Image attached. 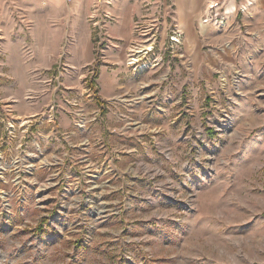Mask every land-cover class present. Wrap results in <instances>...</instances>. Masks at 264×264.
<instances>
[{
	"label": "rangeland",
	"instance_id": "obj_1",
	"mask_svg": "<svg viewBox=\"0 0 264 264\" xmlns=\"http://www.w3.org/2000/svg\"><path fill=\"white\" fill-rule=\"evenodd\" d=\"M212 11L219 42L198 72L167 50L174 6L167 22L163 8L147 12V42L124 53L120 92L151 131L111 139L135 153L112 170H77V186L65 170L50 175L42 203L34 188H14L0 264H264V0H219ZM53 143L61 149L42 146Z\"/></svg>",
	"mask_w": 264,
	"mask_h": 264
},
{
	"label": "crops",
	"instance_id": "obj_2",
	"mask_svg": "<svg viewBox=\"0 0 264 264\" xmlns=\"http://www.w3.org/2000/svg\"><path fill=\"white\" fill-rule=\"evenodd\" d=\"M94 1L0 0V93L5 100L17 101L14 107L20 117L41 112L57 84L75 91L94 85L104 106L113 107L117 95L125 96L120 92L125 88L122 81L127 70L123 63L124 53L134 45L147 42L140 40V33L134 29L135 23L139 21L144 28L150 26V20L145 19L147 12L157 7L162 9L169 2L175 8L173 23L183 33L180 44L167 48L172 53L170 57H179L177 63L184 72L188 65L196 72L209 65L204 62L210 59L205 47L209 44L215 48L219 38L215 36V26L204 23L201 16L205 9L209 13L206 16H211L212 7L219 0H113L110 5L101 3L100 11L111 15L107 36L113 44L104 47L102 61H96L94 34L87 18L93 12ZM165 38L163 33V41ZM166 43L169 44L168 40ZM175 47L177 50L173 52ZM144 48L137 56L140 62H144L149 54ZM98 70L100 83L96 78ZM106 120L110 124L109 114H106ZM95 127L101 130V127Z\"/></svg>",
	"mask_w": 264,
	"mask_h": 264
},
{
	"label": "built area",
	"instance_id": "obj_3",
	"mask_svg": "<svg viewBox=\"0 0 264 264\" xmlns=\"http://www.w3.org/2000/svg\"><path fill=\"white\" fill-rule=\"evenodd\" d=\"M112 1L95 0L93 12L87 17L94 34L96 61H102L104 58V47L113 45L107 36L111 15L100 11L101 3L110 5ZM162 8L165 10L164 20L167 22V19L171 18L172 5L169 2ZM202 21L221 23L217 17L211 16L203 18ZM167 25V39L169 48H172L173 45L181 43L183 33L175 23L169 22ZM134 29L142 33L144 26L137 21ZM153 43L154 41L145 46V53L152 52ZM144 65L145 62L140 63L141 67ZM126 101L124 95L119 94L114 100L115 105L109 109L99 100L96 86H84L83 89L75 91L62 84H57L41 112L29 116L15 115L11 104L13 101H0L3 113L0 115V218L3 214L10 218L12 214L10 201L14 188L18 189L20 194L34 188L36 202L42 203L43 196L39 195V192L50 184V175L60 174L65 170L70 174L68 177L73 178L69 185L77 186L78 175L74 174L77 170L92 174L97 170L95 166L98 162L112 170L113 161L120 160L126 154H134L135 149L122 141L119 144L110 143L113 138L124 140L151 131L135 115L134 105L125 106ZM106 114L111 117L110 124L107 123ZM96 125L101 127V130L98 131ZM56 139L62 142L61 149L55 143L52 144V152L42 146V143H50ZM44 173L45 176L42 177Z\"/></svg>",
	"mask_w": 264,
	"mask_h": 264
},
{
	"label": "bare ground",
	"instance_id": "obj_4",
	"mask_svg": "<svg viewBox=\"0 0 264 264\" xmlns=\"http://www.w3.org/2000/svg\"><path fill=\"white\" fill-rule=\"evenodd\" d=\"M134 59H135V58H134ZM134 59H133V60H134Z\"/></svg>",
	"mask_w": 264,
	"mask_h": 264
}]
</instances>
